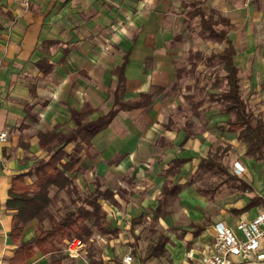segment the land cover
<instances>
[{"label":"crops","instance_id":"0c3cea01","mask_svg":"<svg viewBox=\"0 0 264 264\" xmlns=\"http://www.w3.org/2000/svg\"><path fill=\"white\" fill-rule=\"evenodd\" d=\"M197 7L205 16L215 12L229 22L216 28L227 29L240 85L247 82L242 93L264 120V7L257 0H33L27 8L19 0H0V129L8 131L0 146V264H10L15 248L9 236L14 211L6 206L12 179L64 143V152L78 159L71 172L79 188L91 191L100 181L117 201L102 202L111 227L118 229L117 237L93 241L102 264H121L131 250L134 219L170 228L157 233L167 238L166 256L145 264H201L198 254L211 244L218 222L242 238L238 222L264 210V165L247 157L245 144L227 131V116L218 104L208 106L206 99L217 90L208 88L207 96L197 92L212 81L214 66L205 57L226 46L204 35L207 47L219 49L188 46L197 42L194 28H201L193 14ZM190 50L204 54L194 70L187 63ZM178 71L185 73L178 77ZM140 94L146 101L141 106L116 107ZM196 94L204 97L200 117L186 99ZM187 123L194 125L191 134ZM226 145L223 162L239 187L223 185L208 197L196 188L193 174L208 152ZM176 160L182 163L172 183L182 189L169 211L156 215L167 171ZM234 162L244 168L241 175L233 173ZM32 179L26 176L25 182ZM34 224L25 226L24 240L33 236ZM126 233L129 243L121 240ZM189 252L193 259L187 260ZM229 259L253 264L240 256ZM46 263L36 250L27 264Z\"/></svg>","mask_w":264,"mask_h":264},{"label":"trees","instance_id":"16d2710c","mask_svg":"<svg viewBox=\"0 0 264 264\" xmlns=\"http://www.w3.org/2000/svg\"><path fill=\"white\" fill-rule=\"evenodd\" d=\"M193 14L200 17L202 32L207 40L226 43L221 51L205 57L208 64L214 66L211 70L212 81L208 85L199 86L197 92L201 96H207L208 88L217 90L216 94L209 96L218 104L220 112L227 116L225 120L227 131L235 133L237 139L245 144L247 157L260 161L264 165V120L254 114L249 95L242 93L239 68L234 62L236 49L227 37V29L216 28V26L228 27L229 22L215 12L205 16L198 7ZM202 58H204L203 52L190 50L187 57L189 70H194L197 60ZM184 73L178 71L177 76ZM198 94L187 96L186 99L192 107V114L200 117L203 112L201 107L204 97L197 99ZM141 97H145V94H140L137 99L127 105L119 104V106L116 103V107L119 109L137 108L146 103V101L142 102ZM104 125L99 128H104ZM193 127V124L187 123L186 132L191 134ZM218 128L223 129L221 126ZM65 145L66 143L57 148L47 160H40L32 170L12 179L9 198L6 201V206L14 211L9 236L15 243V248L13 256L9 259L10 264H27L36 250L47 257L46 264H64V261L69 258L64 251L63 244L73 238L88 244L87 256L91 263L102 264L96 257V247L92 244L93 242H90L92 236L99 234L117 237L118 235V229L111 227V220L108 219L107 212L102 207L103 201L117 205L114 192L109 188H103L100 181L95 182L93 190L82 191L71 172L78 159L75 155H67L64 152ZM229 149L227 145L216 146L208 152L206 158L200 161L199 170L235 179V175L223 162ZM181 163L179 160L174 161L167 171L166 185L163 187L156 215L166 214L178 198L182 186L173 184L172 177L177 173ZM26 176L33 178L30 183L25 182ZM61 192L68 197L72 208L57 214L54 208L61 201ZM156 220L157 217L154 218V221ZM32 221L35 222L34 234L31 238L24 240L23 230ZM143 221H145L143 218L132 220L133 242L130 246L133 256L145 264L151 258L161 259L166 256L167 238L156 234L141 256L137 251L139 236L134 234V231L135 227ZM153 233L156 232L153 231ZM114 264H119V262L115 261Z\"/></svg>","mask_w":264,"mask_h":264},{"label":"built area","instance_id":"2783aa9c","mask_svg":"<svg viewBox=\"0 0 264 264\" xmlns=\"http://www.w3.org/2000/svg\"><path fill=\"white\" fill-rule=\"evenodd\" d=\"M33 0H19L21 7L27 8ZM264 6V0H257ZM8 139V131L0 129V146ZM233 173L241 175L244 168L239 162L233 163ZM238 228L242 233L239 238L234 231L223 222L214 226L211 244L206 250L198 254L201 264H231L229 256H240L244 260L253 259V264H264V210L252 220H241ZM102 239L95 234L90 242ZM88 244L80 239L73 238L64 244V251L69 259L83 260V264H94L88 259ZM193 259V252L187 254V260ZM121 264H140L136 261L129 249L121 258Z\"/></svg>","mask_w":264,"mask_h":264},{"label":"rangeland","instance_id":"374dc122","mask_svg":"<svg viewBox=\"0 0 264 264\" xmlns=\"http://www.w3.org/2000/svg\"><path fill=\"white\" fill-rule=\"evenodd\" d=\"M257 28H259L258 32H261L263 26L262 27L258 26ZM200 30H201V28H199L198 26L196 27V29L194 28V35L196 36L195 39H197V42L194 41L192 44H190L188 46H190L192 48H201L204 50L206 49L207 52L218 50L219 47H217V46H208V47L206 46L204 38H203L204 37L203 32H202V30L201 31ZM241 79L244 80V77H242ZM246 83L247 82H245V81L241 82L243 91L247 90V88L245 87ZM206 101L209 102L208 106H212V107L217 106L215 101H213V100H209V99L207 100L206 99ZM213 111H214V109L209 110V112H213ZM207 116H208V112L206 114V117ZM230 165H231V163H230ZM232 166H233V164H232ZM193 175H194L193 180L195 182L196 188H198L201 192L205 193L206 196H208V197H211L212 194L214 193L213 191H216V190L218 191L219 190L218 188L220 186H223V185L228 186V188L234 187V186L239 187V183L236 180L231 179V178H227L226 176H224L222 174H212V173H206V172L199 171L198 173H195ZM60 198H61V201H59L54 208L57 214H61L66 209L69 210L72 208V205L69 204L68 197L63 192H61ZM152 226H155L156 230L154 229V231L155 232L157 231L156 233H153L152 230H151L152 233H150V229H152L151 228ZM169 229L170 228L168 226H166L164 223H160V222L157 224H151L148 221H143L141 224L137 225L135 227V231H136V234H138V236H139V240L137 242V251L139 252V254H141V255L143 254L146 246L154 239V237L156 236L157 233L161 232L164 234V233H167V231ZM126 238L128 239V243L132 241L130 235L127 233L125 235L121 236V240H124V242H125ZM121 244L125 245V243H121ZM121 244H120V246H121ZM128 246L131 247L130 245H128ZM63 247H64V244H63ZM123 251H124V249L121 250V254ZM79 263L83 264V260L79 261Z\"/></svg>","mask_w":264,"mask_h":264}]
</instances>
